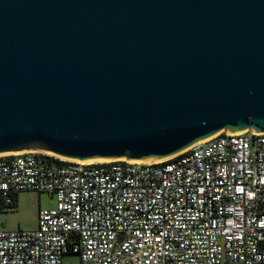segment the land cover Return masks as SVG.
<instances>
[{
	"label": "water",
	"instance_id": "1",
	"mask_svg": "<svg viewBox=\"0 0 264 264\" xmlns=\"http://www.w3.org/2000/svg\"><path fill=\"white\" fill-rule=\"evenodd\" d=\"M264 132V0H0V154L154 162Z\"/></svg>",
	"mask_w": 264,
	"mask_h": 264
},
{
	"label": "built area",
	"instance_id": "2",
	"mask_svg": "<svg viewBox=\"0 0 264 264\" xmlns=\"http://www.w3.org/2000/svg\"><path fill=\"white\" fill-rule=\"evenodd\" d=\"M0 156V215L48 192L37 227L6 229L0 264H264V132L222 131L170 157L85 163Z\"/></svg>",
	"mask_w": 264,
	"mask_h": 264
},
{
	"label": "rangeland",
	"instance_id": "3",
	"mask_svg": "<svg viewBox=\"0 0 264 264\" xmlns=\"http://www.w3.org/2000/svg\"><path fill=\"white\" fill-rule=\"evenodd\" d=\"M37 152V150H28ZM3 156V155H1ZM66 160V159H62ZM70 160V159H67ZM72 160V159H71ZM106 162V161H100ZM86 163V162H85ZM99 163V162H94ZM56 200L48 192L23 191L18 196V204L12 210H4L0 217L6 229H31L37 227L40 208L54 207ZM77 255H65L63 264H79Z\"/></svg>",
	"mask_w": 264,
	"mask_h": 264
},
{
	"label": "trees",
	"instance_id": "4",
	"mask_svg": "<svg viewBox=\"0 0 264 264\" xmlns=\"http://www.w3.org/2000/svg\"><path fill=\"white\" fill-rule=\"evenodd\" d=\"M51 160L52 161H54L56 164H63V163H65V161H63V160H60V159H58V158H51ZM17 204H18V193H15L14 195H13V202H12V204L10 205V206H8L9 207V210H12V209H14L16 206H17ZM4 210H2V212H3Z\"/></svg>",
	"mask_w": 264,
	"mask_h": 264
},
{
	"label": "bare ground",
	"instance_id": "5",
	"mask_svg": "<svg viewBox=\"0 0 264 264\" xmlns=\"http://www.w3.org/2000/svg\"><path fill=\"white\" fill-rule=\"evenodd\" d=\"M12 153V152H11ZM6 154H10V153H2L0 154L1 155H6ZM52 154V153H51ZM66 159V158H64ZM71 160V159H70ZM100 161H106V160H95V161H83V162H86V163H94V162H100ZM140 162H144V161H140Z\"/></svg>",
	"mask_w": 264,
	"mask_h": 264
},
{
	"label": "crops",
	"instance_id": "6",
	"mask_svg": "<svg viewBox=\"0 0 264 264\" xmlns=\"http://www.w3.org/2000/svg\"><path fill=\"white\" fill-rule=\"evenodd\" d=\"M23 192V191H22ZM21 192H19L18 193V196H19V194H20ZM0 219H1V217H0ZM1 223H2V221H1ZM2 226L4 227V223H2ZM5 228V227H4Z\"/></svg>",
	"mask_w": 264,
	"mask_h": 264
}]
</instances>
